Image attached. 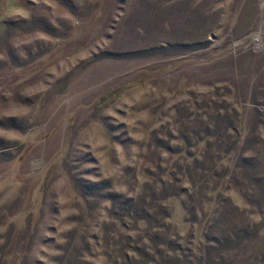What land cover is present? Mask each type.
I'll list each match as a JSON object with an SVG mask.
<instances>
[{"label": "rangeland", "instance_id": "obj_1", "mask_svg": "<svg viewBox=\"0 0 264 264\" xmlns=\"http://www.w3.org/2000/svg\"><path fill=\"white\" fill-rule=\"evenodd\" d=\"M0 264H264V0H0Z\"/></svg>", "mask_w": 264, "mask_h": 264}]
</instances>
